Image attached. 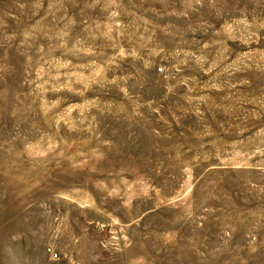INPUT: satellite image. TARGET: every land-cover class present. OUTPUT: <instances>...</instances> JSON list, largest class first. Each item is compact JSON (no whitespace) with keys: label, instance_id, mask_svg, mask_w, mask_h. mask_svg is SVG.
<instances>
[{"label":"rangeland","instance_id":"374dc122","mask_svg":"<svg viewBox=\"0 0 264 264\" xmlns=\"http://www.w3.org/2000/svg\"><path fill=\"white\" fill-rule=\"evenodd\" d=\"M0 264H264V0H0Z\"/></svg>","mask_w":264,"mask_h":264}]
</instances>
